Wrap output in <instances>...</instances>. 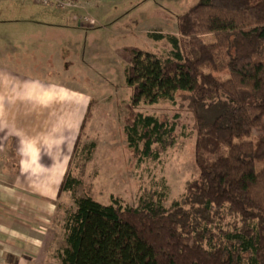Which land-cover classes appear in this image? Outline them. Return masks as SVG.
I'll return each instance as SVG.
<instances>
[{
  "label": "trees",
  "instance_id": "1",
  "mask_svg": "<svg viewBox=\"0 0 264 264\" xmlns=\"http://www.w3.org/2000/svg\"><path fill=\"white\" fill-rule=\"evenodd\" d=\"M176 24V35L153 36L167 43L165 55H136L125 71L124 134L139 161L156 160L175 124L138 107L185 95L198 176L168 208L74 198L56 221L59 264H264V0H198ZM76 184L67 173L61 193Z\"/></svg>",
  "mask_w": 264,
  "mask_h": 264
},
{
  "label": "rangeland",
  "instance_id": "2",
  "mask_svg": "<svg viewBox=\"0 0 264 264\" xmlns=\"http://www.w3.org/2000/svg\"><path fill=\"white\" fill-rule=\"evenodd\" d=\"M24 1H6L12 8L25 10L19 14L25 22L0 25V60L6 63L10 59L13 66L36 77L66 82L87 94L92 103L68 172L77 184L72 192H62L58 202L52 227L55 246L63 245L56 221L73 205L74 198L90 197L102 205L113 198L130 207H138L141 200H153L164 208L179 201L186 184L198 176L197 132L189 102L185 95L178 94L174 104L141 103L139 112L174 123L175 130L172 145L163 151L156 149V160L139 161L140 155L128 147L124 134L131 97L125 71L136 55H165L167 43L153 36L176 35L177 17L198 0L76 1L78 8L88 7L83 12L58 11L61 9L53 5L35 6L32 0ZM74 15L90 22L76 21ZM205 40L209 42L210 38ZM260 61L264 62V57ZM258 134L254 130L250 139ZM137 148L142 150V142Z\"/></svg>",
  "mask_w": 264,
  "mask_h": 264
},
{
  "label": "crops",
  "instance_id": "3",
  "mask_svg": "<svg viewBox=\"0 0 264 264\" xmlns=\"http://www.w3.org/2000/svg\"><path fill=\"white\" fill-rule=\"evenodd\" d=\"M6 1L0 0V25L24 23L25 10ZM9 60H0V264H59L52 227L91 99Z\"/></svg>",
  "mask_w": 264,
  "mask_h": 264
},
{
  "label": "built area",
  "instance_id": "4",
  "mask_svg": "<svg viewBox=\"0 0 264 264\" xmlns=\"http://www.w3.org/2000/svg\"><path fill=\"white\" fill-rule=\"evenodd\" d=\"M76 1L78 0H37L38 3L43 5H53L57 8L59 7L61 10L78 8V6H76ZM81 21L87 23L90 22L89 19L84 17L81 19Z\"/></svg>",
  "mask_w": 264,
  "mask_h": 264
}]
</instances>
